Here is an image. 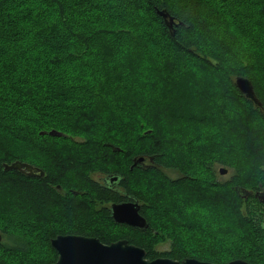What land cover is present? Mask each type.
I'll list each match as a JSON object with an SVG mask.
<instances>
[{"label":"trees","instance_id":"1","mask_svg":"<svg viewBox=\"0 0 264 264\" xmlns=\"http://www.w3.org/2000/svg\"><path fill=\"white\" fill-rule=\"evenodd\" d=\"M34 1H37L35 3L38 7ZM89 4L93 6L92 18L85 28H75L73 22L79 26L84 21L80 18L81 12L83 6ZM141 4L146 12V15H142L146 20L142 19V26L138 17ZM5 7L6 4H0V44L7 47L11 45L17 52L20 49L16 44L14 47L13 37L19 41L17 39L21 33L31 32V37L26 35V39H36L35 43L42 45L43 49L33 47L28 40L27 44L23 43L25 51L21 53L27 56L31 68H13L11 77L0 72V180L19 181L18 185H21V192L0 191V264H8L9 261L4 258L9 255H18L22 260H28V264H51L58 258L51 239L67 233L97 237L107 244L126 239L144 248L149 259L169 257L182 262L187 258H196L219 264L242 259L253 264H264V232L258 234L248 228L247 237L239 236L228 241L226 247L222 248L227 251H221L210 238L189 239L192 238L190 234L194 233L190 227L199 228L205 224V230L211 229L208 217H204L198 210L202 207L196 204L198 201L219 205L223 203L219 194H230L232 204L236 207L234 216L230 217L242 227L250 225V216L238 213L237 207L240 210L246 202L264 205V198L257 195L264 190V151L258 154L254 149L251 150L255 159L251 166L253 170L256 168L251 179L247 177L250 168L246 169L241 155L232 149L233 145L213 143L219 149H205L196 146L201 143L202 136L187 135L186 130L190 126L211 123L216 117H220V121L233 129L236 126V118L230 117L224 109L208 111V114L213 115L212 119L210 115L207 116V112L206 115L201 114L205 112L201 109L206 107L201 105L210 97L199 95L197 99L194 97L191 100L188 94H181L180 91V96H177L178 93L172 90L174 93L170 97L177 104L165 112L168 106H165L166 102L160 101L162 104L159 110L162 113L159 114L163 115V120L175 125L177 121H182L185 125L182 131H174L172 127V132H166L150 148L139 146V150L134 156L130 155L129 159L116 160L110 156L113 152H119V146L129 144L123 137L131 130L128 120L133 121L126 112L133 110V114H137L140 111L138 104L144 100L141 92L137 91V81L129 83V86L134 85V90L123 85L124 80H127L126 62L122 65L116 51L110 47H115L120 56L131 57L130 61H135L142 49L137 41H130V38H138V35L150 38L152 34L146 31H152L153 28L158 30L153 36L159 38L163 45L166 44L170 51L163 54L161 60L155 58L163 75L159 81L165 82L167 77L179 70L181 72L180 67L190 60L192 71L200 68L201 87H204L202 90L205 93L215 87L222 89L220 94L223 100L232 99L240 107H246L249 118L244 120L252 121V126L256 124L255 121L264 126L262 109L236 85L237 77L248 78L264 107V97H261L257 88L260 89L264 81V0H15L10 7L12 15L8 16L14 19L11 28L5 25L8 18L4 16ZM161 11L174 18L172 29L159 14ZM150 20L158 27L149 24ZM135 31L141 34L136 35ZM54 39L58 42H54ZM17 43L23 46L21 40ZM155 49L162 50L163 47L160 48L158 43ZM18 56L6 51L9 64H18L21 60ZM250 56L255 59L252 73L248 70L252 67ZM3 61L0 59V64H4ZM17 70L19 74L15 73ZM93 70L100 75L97 85L90 82L87 74ZM190 71L187 73V82L193 84L189 82L186 87L188 92L194 86H199ZM73 72L82 73L85 78H73ZM207 72L212 74L211 79ZM48 78L52 81L46 80ZM212 78L217 82H213ZM9 80H14L16 86L7 85ZM176 87L179 89V86ZM166 90L169 91V87ZM106 93L112 97L109 98ZM151 104V101L144 104V108L148 111ZM195 107L202 108L193 111ZM56 114L60 117L56 118ZM139 120L135 118L134 123H138L135 124L141 128L143 120ZM101 123H105L104 127L108 126V134L104 133L106 131L98 134L95 131ZM260 128L252 130L248 141L253 143L259 139L258 133L262 129L264 131V127ZM52 130L66 134L51 135L49 132ZM234 133L235 136L231 134L228 137H234L231 138L232 143H240L236 137L238 132ZM26 145L30 147L31 153L38 151L39 155H48L49 166L19 152ZM60 145L63 150H60ZM69 147L77 149L76 157L72 153L65 155ZM134 157L138 159L133 160ZM16 160L42 167L46 172L45 177L26 178L18 170H5L4 164ZM216 165L233 170L228 180L221 182L218 179L221 172L216 169ZM92 171L109 174L105 177L107 180L92 179ZM115 175L120 178L110 181ZM199 178L203 179L207 190L197 192L196 198H189L182 187L193 185ZM59 180L68 184L63 183L67 191L72 189L76 194L70 195V198H61L55 194L57 189L52 183ZM28 185L37 190L29 193L30 196L36 194L30 199L24 197ZM52 201L65 208L62 211L61 207L45 209L43 212L40 210L39 205H50ZM97 201L103 204L98 207ZM111 201L138 202L140 214L147 220L148 227L140 229L116 223L108 206H105ZM193 203L195 209L192 208ZM22 208L24 214L29 209L31 224L20 220L24 219ZM156 209L160 214L153 220L148 212ZM42 213L49 216L44 217ZM62 213L79 217L80 221L87 217L91 227L85 230L76 223L68 226L61 224L56 218L61 219ZM162 241L170 244L167 251L156 250ZM40 248L45 249L43 254L40 253L43 257L41 262L35 261L39 255L36 252Z\"/></svg>","mask_w":264,"mask_h":264},{"label":"rangeland","instance_id":"2","mask_svg":"<svg viewBox=\"0 0 264 264\" xmlns=\"http://www.w3.org/2000/svg\"><path fill=\"white\" fill-rule=\"evenodd\" d=\"M14 1H12V0H0V4H6V7L4 9L5 10L4 13H6V14L4 16L8 17V16L12 15L11 13L13 10L10 7ZM35 2H37V1H34V4L36 7H38V5H36ZM34 4H32L33 8H35ZM89 5H91V6H89ZM89 5H86L85 7L83 6V11L81 12L82 16H80V18H82L84 21L79 26L76 25V22L75 23L73 22L72 25L75 28L80 29V30L85 28L87 26V22L89 21V19L92 18V15H91L92 11L91 10H92L93 6H92V4H89ZM114 5H116V4H114ZM143 7H144L143 4H141L138 7V9H139L138 17H140L139 24L141 26L143 24V20L146 21L142 17L143 14L146 15V12H145ZM18 11L19 10H17V12ZM2 14H3V11H2ZM103 14H105V13H103ZM16 15H18V14H16ZM19 15H20V12H19ZM13 22H14V19L11 17H8L5 21L6 27L11 28ZM150 23H153V21L151 22V20H150L149 24ZM7 24H9L10 26H7ZM55 25L58 26L59 24L55 23ZM153 25L155 27H158L157 24H155V23H153ZM28 26H30V25L28 24ZM103 26H105V25H103ZM75 31H77V30H75ZM146 32L149 34H152L150 38H147L145 36L140 37V35H138L139 36L138 38L136 36L130 38L131 39L130 41H132V40L137 41L140 44L141 49H142V53L139 54L138 59L135 61H130L131 57H126L125 55L120 56L118 50L115 47H110V48H112L113 51H116L115 54H116L117 58L120 60L121 64L122 65L125 64L127 66V68L125 69V71L127 72V74H125V75H127V77H125V78H127V80L126 79L124 80L123 85L128 86V88L130 90H134L133 89L134 85L129 86V83L133 84V82L135 83V81H137L139 83V85H137V87H138L137 91L141 92V96H143L144 100H143V103L138 104L140 111L137 112V114L139 116H136L137 114H133V110H129L126 112V115L128 117L131 116L130 119H132V121H133V122H131L130 120H128L130 122L129 128L131 130L129 132L125 133L124 137H123L124 138L123 140L125 142L127 141V143H129V144L127 146L126 145L119 146L120 149H119V152H117V154H115V152H113V149L111 148V150L113 152L112 155H114V156L110 155V152H108V154L112 158H114V159L116 158V160H118V158L119 159H126L127 157L129 159L130 155L134 156L135 152L137 150H139V146L141 148H150V146L155 144V141H157V139L164 137L166 132H168V134L170 132H172V130H171L172 127H174L173 128L174 131H177L178 129H179V131H182V128L185 126L182 123V121L181 122L177 121L176 125H175V124H172L171 122H169L168 120H163V115L159 114V113H162V111L159 110V108L161 107V104H162V102H160V101L166 102L165 106H168L165 108V112H166L168 110V108H172V107H174V104H177L175 102V100L171 99L170 96L173 95L174 91L176 94L178 93L177 96H180V91H182L181 94H185V95L188 94V96H190L191 100H193L194 97L199 96V95H202L204 97H210V98H208V101L204 102L205 103L204 105H201L202 107L206 106L205 108L195 107V108H193V111H195V110L198 111L200 108H202L201 110H204L205 112H201V114L206 115V112H207V116H209L211 113L208 114V111L213 110L215 112L216 110H220V109L223 110L224 109V112L229 114L230 117L236 118L235 119L236 126L234 127V129L232 127H229L224 121H220V119H219L220 117H216L214 119V121L211 122L212 124L210 122L209 123L206 122V123H201L198 126L197 125L190 126L188 128V130H186L188 133L187 134L188 136L189 135H192V136L195 135L198 137L202 136L200 138L201 143L196 144V146L197 147L198 146L204 147L205 149H210V150H212V149L217 150V149H219V147H215L214 145H212L213 143L214 144L220 143L221 145H225V144L226 145L227 144L233 145L234 148H232V149L235 150L237 155H239V154L241 155L242 160L244 161V166L246 167V169L250 168V171H247V177L248 178L254 177L252 175V173H254L256 168L254 167L255 169L253 170V166H251L252 165L251 163L255 159H254V156L251 155V153H252L251 150L254 149L255 151L258 152V154H260L261 151H264V131L262 129L264 126H260L259 123L255 120H254L256 123L255 125H258V126H255V125L252 126V124H253V123H251L252 121L244 120L246 118H249L247 115L248 113H247L246 107H244V106H243V108L240 107L239 103L233 101L232 99L223 100V98L220 94L221 92H223L222 89H217L215 87V88L209 89V91H208L209 93H205L204 92L205 90L204 91L202 90V89H204V87H201L202 81L200 80V78H201L200 68H197L196 71H192L193 64H192V61L190 62V60H187L185 62V64H183L182 67H180V69H182L181 72L179 70L176 73H174L171 77H167L165 82L159 81L160 77H163V75L160 73L161 70L158 67V63L155 62V58L157 60L158 59L161 60L160 57L165 53L168 54L170 51H169V48H167L166 44L163 45V43H161L158 40L159 38H157L156 36L155 37L153 36V35H155V33L158 32V30L153 28L152 31H149V32L146 31ZM135 33H136V35L141 34V32H139V31H135ZM26 35L31 37V32H23V33H21L20 37H18V39H17L19 41L21 40V44L23 46H19L18 45L19 43H17L19 41H16L15 36L13 37L14 39H12L13 40L12 43H14V47L16 48V46H17V48L20 49L19 51L17 50V52L12 49L11 45H10V47H7V45L0 44V59L1 60L4 59L3 62L6 63V64L4 63L6 66L3 63L0 64V72H4V74H6L7 76L10 75V77H11V75H12L11 70H14L13 68H22V66H24V68H31V65L29 64L31 62L28 59H26L27 56L22 55L23 51H25V47H24L23 43L27 44L28 40H29V44H31L33 47L40 49V50L43 49V47H42V45H37L38 43L37 44L35 43L36 39H34V38L26 39ZM21 37H22V39H21ZM152 38H157V40H152ZM15 41H16V43H15ZM105 41H107V40H102V42H105ZM54 42H58V40L54 39ZM158 43L160 44V48L163 47L162 50L155 49V45ZM15 44H16V46H15ZM23 47H24V49H22ZM55 48H57V47H55ZM6 51H8L9 54L12 52L18 54L19 55L18 57H21L20 62H18V64H15L16 62H13V64H9L7 62ZM4 53H5V56H4ZM95 57H97V56L95 55ZM133 59H134V57H133ZM250 59L252 61V64H251V66H252L255 62V59L252 56H250ZM124 61L126 63H124ZM253 69H254V66H252L248 70H250V72L252 73ZM189 71H190V75L192 72L195 80L197 82H199V86H194L193 88H191L192 91H190V92H188L186 89L188 84H190V83L193 84L190 81H189L190 83L187 82V73ZM95 72H97V71L93 70V71L87 72V74L89 75L90 82L92 84L96 83V85H97L99 78H100V75L98 73H95ZM15 73L19 74V70H17ZM207 74L209 75V79H211L212 74L209 72H207ZM73 75H74L73 78H76V77L78 78V76L80 78H85L82 75V73L73 72ZM15 76H18V75H15ZM130 78H133V79L131 80ZM190 79H191V76H190ZM46 80L52 81L51 78H48ZM212 81L217 82V80L215 78L214 79L212 78ZM174 83H175V87L179 86V89H175V87L172 88ZM6 84L16 86L14 80H12V82H11V80H9L8 83L6 82ZM261 84L262 85H260V89H259V87H257V88L259 90L258 92L261 95V97H264V81H262ZM117 85L120 88L119 83ZM166 87H169V91H167V90L165 91ZM123 88H124V86H123ZM172 90H174V91H172ZM107 93H106V95H107ZM113 94L115 95V92ZM107 96H109V98H110V96L112 97L111 94H108ZM138 96H139V94H138ZM211 96H212V98H211ZM44 98H46V97H44ZM196 99H197V97H196ZM150 101L153 104H151L149 106V110L147 111V109L144 108L145 107L144 104H148V102H150ZM190 107H192V106H190ZM55 116H56V118L60 117V116H57V114ZM211 116H213V115H210L209 118L212 119L213 117H211ZM102 117L103 116H101L99 118V121L102 119ZM135 118H137L138 120L141 118L143 120V124H142L141 128L137 127L136 124H138V123H136V122H135L136 124L134 123ZM139 122H140V120H139ZM104 126H105V123H101L97 126V128L95 129V131H97V134H98V132L101 133L103 131H106V132H104L106 134H108L107 132H110V130L106 129V127H108V126H106V127H104ZM154 126H155V128L153 129ZM258 127H261L260 129H262L260 131V133H258L259 139L255 140L253 143L248 141L249 136H251V134L253 133L252 130L253 129L258 130ZM54 131H56V130H54ZM235 131L238 132V135L236 137H237V140L240 141V143H237L236 141H234V143H235L234 144L231 142L232 141L231 138H234V137H228V136H230L231 134H234L233 136H235V133H234ZM62 132H58V133H60L59 136L66 134V132H63V133ZM246 138H247V140L245 141ZM22 147L23 146H20V148H22ZM24 148H26V149H24ZM24 148L20 149L19 152L24 153L25 157H28V158L33 159V160H37L40 164H44V165L49 166V164L47 162L48 155L47 156L42 155V154L39 155L38 151H33V153H31V151H29L30 147L28 145L24 146ZM14 149H15V147H14ZM60 150H63L62 145H60ZM67 150L69 152H67L65 155H69L72 153L75 157L77 156V154L75 153V151L77 150L76 148L69 147ZM34 152H37V153H34ZM40 153H42V152L40 151ZM108 154H106V155L109 156ZM134 159H138V158L134 157L133 160ZM50 160H52V159H50ZM215 167L218 170L219 169H225L227 171L229 170L227 174H224V175L219 174L218 175V179L221 182L228 180L229 177L233 173V170L230 169L229 167L221 166V165H218V166L216 165ZM50 172L52 173V169L50 170ZM217 173H219V171ZM102 174H104V173L98 172V171H92L90 173V176L94 180H99L100 177H102ZM201 174H203V170H202ZM29 178H31V177H29ZM60 181L61 180H59L57 182H53L52 186L55 188L58 186H61V188H66L65 185L63 184L65 182L62 183V181L61 182ZM18 184H19V181H12L11 182L10 180L9 181L0 180V191L1 192H7V193H11L13 191L15 193L16 191H20V189H21L20 188L21 185H18ZM65 184H67V183H65ZM35 185H38L39 187L41 186L39 184H35ZM31 186H33V185L31 184ZM31 186L30 185L26 186V192H27L26 194L27 195L24 196L26 199L33 198L36 195L35 194V195L30 196L29 193L31 191H33V193H34V191H37L36 189L32 188ZM64 190L65 189H63L62 191H64ZM182 190L184 191V193H187L189 198H193V197L196 198L197 192L204 191L207 189H205V184L203 182V179L199 178L198 181L195 182L193 185H189L188 187L183 186ZM58 192L59 191L56 190L55 194L59 195ZM209 192H211V191L209 190ZM260 192H262V191H260ZM219 196L221 197V199H223V203L222 204L219 203V205L214 204V203L204 202V201H198L196 203V204H201L202 207H199L198 210L200 211V213L202 215H204V217H206V216L208 217L207 220H208V224L211 225V229H210V231L205 230L204 229L205 224L203 226H201L202 225L201 224L199 226V228H193V227L189 226L194 231L193 234H190L192 238H189V239L194 240V238H196V239L199 238L200 240H204V239L210 238L211 240H214V243L218 244L219 249H222V248L226 247V244L229 243L228 241H231V240H233L239 236H246L247 237V232H248L247 229L248 228H249L248 230L255 231L258 234L260 232H262V233L264 232V205L258 206L255 203H252V202L247 203L246 202V204L243 205L242 208H240V210H238V207H237L238 213L240 212L242 214L250 216V221H249L250 225L242 227V226H240V223H236L234 221V218L230 217V216H234V214L236 212V207H235L234 203L232 204L233 200H232L231 195L223 192L222 194H219ZM25 198H23V199H25ZM54 200L58 201L57 198H55ZM56 201H52V203L50 205H48V204L39 205L40 210L43 212V211H46L45 209L49 210V209H52L53 207L56 209H57V207H61L60 211H62L65 207H63L60 203H58ZM102 204L103 203L101 201H97L98 207L101 206ZM108 204H107V206H108ZM14 205H16V203ZM194 206L195 205L193 203L192 208L195 209ZM258 207H261V209H258ZM21 210L23 211V208ZM68 210L70 211V209H68ZM148 213L150 214L151 218H153V220H156L157 216H159V214H160V211H157V209H156L154 211H149ZM188 213L189 212L187 210V214ZM42 215L44 216L45 214L42 213ZM23 216H24V219H20V220H26V221H28L29 224H31V220L29 219V209H27L25 214L23 211ZM47 216H49V214H46L44 217H47ZM83 218L84 219L82 221H80L79 217H76V216L71 217L70 215H68V213H62L61 219H59L58 217L56 219L60 220L61 224L63 223L64 225H67V226L70 223H74V224L76 223L77 226H80L82 229L86 230L88 228V226L91 227V225H88L90 223H89L87 217H83ZM28 227H29V225H28ZM81 228H79V229H81ZM262 238L264 239L263 234H262ZM204 243L210 244L209 241H205ZM169 248H170V244L168 242H164V241H162L161 243H159L156 246V250L160 251V252L167 251ZM228 250H230V248H228ZM44 251H45V249H41V248L38 249V251L36 253L37 254L39 253V255L36 257L35 261L41 262L43 260V257L40 255V253L42 252V254H43ZM221 251H227V250L222 249ZM5 255L6 254H4L3 256H5ZM4 259L9 261L8 264H28L29 263L28 260H22V258L19 257L18 255H9Z\"/></svg>","mask_w":264,"mask_h":264},{"label":"water","instance_id":"3","mask_svg":"<svg viewBox=\"0 0 264 264\" xmlns=\"http://www.w3.org/2000/svg\"><path fill=\"white\" fill-rule=\"evenodd\" d=\"M159 14L165 19L172 29L174 18L161 11ZM169 18V19H168ZM236 85L255 105L259 106L264 114L262 102L258 99L252 82L243 76L236 78ZM51 135L59 136L57 131H50ZM5 170H18L21 173L29 171V175L42 178L44 171L31 164L16 160L11 164H4ZM221 174L227 170L220 169ZM115 175L112 180H118ZM107 180V178H105ZM258 196L264 198V192H258ZM140 205L138 202L113 203L110 207L111 217L116 223H123L132 227L146 229L147 220L140 214ZM2 235L0 234V241ZM52 246L58 252V259L51 264H219L210 261H202L196 258H187L182 262L169 257H158L155 259L147 258V252L144 248L131 244L126 239H119L111 243H103L99 238L84 235H58L51 241ZM226 264H253L246 260L234 259Z\"/></svg>","mask_w":264,"mask_h":264},{"label":"flooded vegetation","instance_id":"4","mask_svg":"<svg viewBox=\"0 0 264 264\" xmlns=\"http://www.w3.org/2000/svg\"><path fill=\"white\" fill-rule=\"evenodd\" d=\"M25 163H28V164H31V165H33V166H36V165H34V164H32V163H29V162H25ZM37 167H39V168H41L43 171H44V169L42 168V167H40V166H37ZM24 175H25V177H27V178H29V177H33V176H31V175H29V171L28 170H25L24 169V172H22ZM45 174H46V172L44 171V176L42 177V178H44L45 177ZM107 175H109V174H107ZM106 174H102V177H100V179L99 180H97V181H103L104 180V178L107 176ZM119 176V175H118ZM119 178H120V176H119ZM112 179V178H111ZM111 179H109L110 181H115V179H113V180H111ZM118 184H116L115 186H117ZM56 189L59 191L58 192V196L59 197H61V198H70L71 196L70 195H75L76 194V192H74V191H72V189H70V191H67V189L65 188V190L64 191H62L63 189L61 188V186H58V187H56ZM260 192V191H259ZM262 192H264V191H262ZM122 201H111L109 204H108V208H109V210H110V207H111V205L113 204V203H121ZM105 206H107V204L105 205ZM110 213H111V210H110ZM58 235H80V234H73V233H67V234H58ZM57 235V236H58ZM56 236V237H57ZM85 236V235H84ZM55 238V237H54ZM54 238H52V239H54ZM52 239H51V241H52ZM111 243V242H110ZM51 245H52V243H51ZM53 247V246H52ZM54 248V247H53ZM55 249V248H54ZM56 250V249H55ZM56 252H57V250H56ZM57 254H58V252H57ZM58 259V258H57ZM55 262V261H54Z\"/></svg>","mask_w":264,"mask_h":264}]
</instances>
